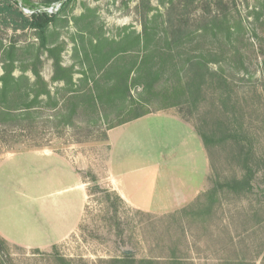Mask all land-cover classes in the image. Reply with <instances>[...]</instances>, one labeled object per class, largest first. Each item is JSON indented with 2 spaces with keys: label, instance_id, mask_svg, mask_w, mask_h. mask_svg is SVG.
<instances>
[{
  "label": "rangeland",
  "instance_id": "374dc122",
  "mask_svg": "<svg viewBox=\"0 0 264 264\" xmlns=\"http://www.w3.org/2000/svg\"><path fill=\"white\" fill-rule=\"evenodd\" d=\"M9 1L18 7L22 4L20 0ZM9 1L0 0V4ZM28 1L23 6L33 11L43 0ZM160 1L75 0L49 28L48 40L63 43V65H74L79 70L82 57L78 48L83 45L90 52V44L99 39L122 46L123 32L141 33L145 12L149 17L160 15L155 27L161 36L169 29L165 22L178 26L180 21L182 29L193 30L201 16L223 13L231 30L236 28L238 32L231 31L228 38L223 34L218 41L210 36L191 46L195 50L212 49L216 55L209 60L218 62L206 63L211 77L203 86L196 109L185 104L164 108L167 103L160 101L149 109L155 114L172 111L194 130L201 126L210 135L212 155L208 158L204 192L190 205L160 214L117 201L101 181L92 182V178L100 179L103 174L107 126L96 122V115L87 107L77 109L70 121L66 118L70 105L56 110L40 108L33 120L22 123V128L10 119L1 121L0 204H9L14 220L18 210L32 209L22 207L25 202L37 203L25 200L28 178L36 176L40 181L44 176L40 170L46 160L28 152L47 149L68 156L80 168L89 194L74 234L44 249L6 242L0 251L1 264H60L59 258L69 264H122L123 253H130L136 261L154 264H264V0H193L192 4L190 0H173L172 10ZM239 20L243 21L242 27L237 28ZM34 34L32 30L15 31L11 25L0 23V62L2 49L11 45L17 49L31 47L18 51L16 57L32 58L39 44ZM153 46L163 49L166 45L160 41ZM188 48H178L169 65L175 63L179 68L196 52ZM107 50L108 47L103 52ZM118 59L122 68V55ZM41 60V76L54 93L60 85L50 81L52 61L46 55ZM89 64L96 66L93 57ZM13 74L19 75L18 69ZM180 75L184 76V71ZM175 80L170 71L162 77L167 86ZM131 94L136 96L134 90ZM63 96L64 90H59L57 98ZM112 106L104 107L109 120L122 114V109ZM173 122L166 115L148 119L138 129L137 141L124 146L122 157L129 156L131 166L144 165L151 159H158L166 167L172 165L174 158L183 157L186 148L182 143L188 142ZM129 133L134 132L126 133L125 138ZM241 179L248 180L250 188L234 190L232 182ZM42 219L39 216L38 221Z\"/></svg>",
  "mask_w": 264,
  "mask_h": 264
},
{
  "label": "trees",
  "instance_id": "16d2710c",
  "mask_svg": "<svg viewBox=\"0 0 264 264\" xmlns=\"http://www.w3.org/2000/svg\"><path fill=\"white\" fill-rule=\"evenodd\" d=\"M20 1L22 5L29 3L28 0ZM74 1L43 0L30 16H25L17 3L9 1L10 3L0 4V23L11 25L15 31L32 30L39 41L33 57L28 59H18L16 54L18 51H27L31 47L25 46L22 49H17L11 45L2 49L0 122L10 119L17 127L22 128V123L27 119L33 120L35 114H38L36 111L40 108L49 107L51 110H56L60 106L70 105L69 114L66 116L69 121L76 115L77 109L87 107L96 115V122H104L103 124L107 126L108 131L151 114L149 109L155 101L167 103L164 108L185 104L196 109L202 97L203 86L211 77V74L209 75L207 72L206 63H208L207 61L218 62L209 60L210 57L216 55L212 49L202 51L195 50L191 46L195 42L198 44L202 39L210 38V36L218 41L223 34L228 38L232 33L231 31L238 32L236 28L235 31L231 30L232 27H229L227 18L223 13L215 11L207 17L201 16L193 30L182 29L183 26L180 21H178V26L171 22H165L164 24L169 29L165 30L164 35L161 36L155 27L157 16L159 18L160 15L156 14L149 17L148 12H145L141 33L123 32L122 46H114L106 40L99 39L96 43L90 44V52L83 45L78 48L82 60L79 64L80 69L75 70L74 65L65 66L62 63L61 53L64 50V44L50 43L48 40L49 28L55 24L59 16L63 15ZM172 1L161 0L160 4L162 6L167 5L168 10H172ZM192 1L190 0L191 4ZM54 4H60L59 10L55 14L38 12V10L47 9ZM178 5L183 7L182 3ZM177 16L175 14L176 18ZM242 22L239 20L235 27H242ZM183 25L186 26V24ZM160 41L166 45L163 49L153 46V43L158 44ZM184 45L196 52L188 56L179 68L175 63L169 65V61L174 59L173 53ZM106 47L108 50L104 53L103 50ZM74 51L78 53L77 48H74ZM43 55L52 61L50 81L60 85L56 87L54 93L51 92L49 84L40 73ZM120 55H122V68H120L118 59ZM92 57L96 66L89 64ZM15 69L19 71L17 76L13 74ZM169 71L176 80L167 86L162 81V77ZM181 71H184V76L180 75ZM75 75L79 77L76 78ZM59 90H64V96L61 99L57 98ZM132 90L135 91L136 96L131 94ZM106 105H114L112 107L119 108V111L122 109V114L119 112L117 117L109 120L104 108ZM195 131L202 141L207 157H211L210 135L201 126L195 128ZM92 182L97 183V179L92 178ZM232 188L234 190L249 189L250 184L245 179L234 180ZM111 193L117 201L122 202L116 193ZM5 246L6 241L0 237V251H3ZM58 261L60 264H69V261L62 258H59ZM1 263H3L2 260ZM122 264L154 263L149 260L136 261L130 253H123ZM170 264L179 263L172 262Z\"/></svg>",
  "mask_w": 264,
  "mask_h": 264
},
{
  "label": "crops",
  "instance_id": "0c3cea01",
  "mask_svg": "<svg viewBox=\"0 0 264 264\" xmlns=\"http://www.w3.org/2000/svg\"><path fill=\"white\" fill-rule=\"evenodd\" d=\"M162 115L174 121L179 134L188 138L187 143H182L185 154L174 158L168 167L158 159L131 166L129 156L122 157L124 146L137 141L138 129L148 119ZM130 131L134 133L125 138ZM106 147L103 174L100 179L95 178L136 210L155 214L179 210L194 202L206 188L209 162L202 141L194 128L172 111L151 113L108 130ZM28 153L46 160L40 170L44 174L42 179L38 181L34 176L25 183V200L37 203L25 202L22 207L32 209L18 210L15 220L9 204H0V237L21 247L44 249L74 234L84 216L89 194L80 168L68 156L47 149ZM39 216H43L41 221Z\"/></svg>",
  "mask_w": 264,
  "mask_h": 264
},
{
  "label": "built area",
  "instance_id": "2783aa9c",
  "mask_svg": "<svg viewBox=\"0 0 264 264\" xmlns=\"http://www.w3.org/2000/svg\"><path fill=\"white\" fill-rule=\"evenodd\" d=\"M19 8L24 13L25 16H30L34 13V11H29L27 8H25L21 3H19ZM60 8V4H54L51 7L47 9H40L38 12H46L48 14H55Z\"/></svg>",
  "mask_w": 264,
  "mask_h": 264
}]
</instances>
